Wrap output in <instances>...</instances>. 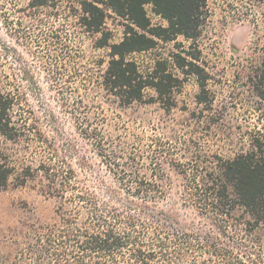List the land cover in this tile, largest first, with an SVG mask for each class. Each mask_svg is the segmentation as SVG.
<instances>
[{
	"label": "rangeland",
	"instance_id": "rangeland-1",
	"mask_svg": "<svg viewBox=\"0 0 264 264\" xmlns=\"http://www.w3.org/2000/svg\"><path fill=\"white\" fill-rule=\"evenodd\" d=\"M30 1L0 0V81L4 86L0 91L16 96L30 129L16 142L0 137V147L15 167L12 182L0 192V264H57L63 251L70 264L77 263L68 245L50 247L46 241L74 217L86 223L90 206L69 195L65 199L49 195V182L42 172L36 171L23 185L18 184V174L27 165L37 169L44 162L56 163L75 171L76 181L83 185L80 163L85 157L94 164L88 186L101 193L106 185L118 184L82 133L88 121L100 125L108 150L121 157V167L134 170L144 180L171 186L161 207H175L188 221L196 215L182 205L187 183L183 172L210 169L249 152L258 142L264 145V87H255L257 68L264 62V3L260 0L207 1L206 19L192 45V53L210 75L207 90L213 104L205 111L197 104V77L184 76L172 62L171 55L188 50L190 41L179 37L129 57L143 73L159 59L170 61V71L182 80L174 93V107L166 110L156 100L150 101L156 99L153 90H147L148 102L125 107L103 90L109 50L97 47L100 36L79 27L76 14L81 0H54L52 6L36 10L29 8ZM147 11L153 24L166 25L151 7ZM122 23L107 13L104 27L110 43L121 42ZM160 172L164 177L157 179L154 175ZM152 225L145 236L148 241L176 236L172 230L156 233ZM255 234L264 238V229Z\"/></svg>",
	"mask_w": 264,
	"mask_h": 264
},
{
	"label": "trees",
	"instance_id": "trees-1",
	"mask_svg": "<svg viewBox=\"0 0 264 264\" xmlns=\"http://www.w3.org/2000/svg\"><path fill=\"white\" fill-rule=\"evenodd\" d=\"M207 1H79L76 14L79 27L92 36H100L97 47L109 50L102 77L106 94L128 107L148 102L147 90H153L156 99L149 100H156L166 110L172 109L174 93L182 80L170 71V61L159 59L143 73L129 57L154 50L160 42L182 37L191 44L188 50L171 55L173 65L184 76L197 77L200 86L197 104L203 106L201 111L211 110L213 101L207 90L210 75L201 66L200 57L192 53V45L206 19ZM53 2L31 0L29 8L49 7ZM147 7L166 25L153 24ZM108 12L123 22V38L119 43H110V34L104 27ZM1 84L0 81V87H4ZM255 87H264V62L257 68ZM16 102L10 91H0V137L12 142L30 132L24 109ZM82 133L118 184L106 185L101 193L88 186L94 164L85 157L80 163L83 185L76 181L75 171L62 169L56 163L44 162L37 169L27 165L18 174V184L23 185L36 171L42 172L49 182V195L60 199L69 195L70 199L90 206L86 223H79V218L74 217L58 226L59 233L46 241L50 247L68 245L76 264H264V238L255 234L257 229H264L263 144L258 142L249 152L223 160L216 167L183 172L187 183L182 190V205L193 209L196 215V219L188 221L180 217L175 207L167 210L161 207L168 200L171 186L144 180L134 170L119 165L121 157L108 150V140L99 124L88 121ZM14 175L15 167L0 147V192L9 186ZM154 176L158 179L164 174ZM60 213L63 215L64 211L60 209ZM151 225L156 233L169 234L172 230L176 236L171 240L148 241L145 236ZM62 253L66 258L61 254L56 263L70 264L67 252Z\"/></svg>",
	"mask_w": 264,
	"mask_h": 264
}]
</instances>
